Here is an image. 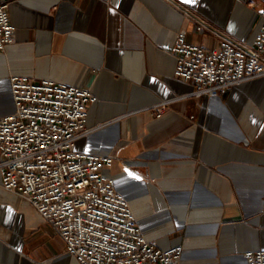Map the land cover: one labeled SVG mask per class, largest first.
<instances>
[{
    "label": "crops",
    "instance_id": "1",
    "mask_svg": "<svg viewBox=\"0 0 264 264\" xmlns=\"http://www.w3.org/2000/svg\"><path fill=\"white\" fill-rule=\"evenodd\" d=\"M264 0H10L0 115L11 75L89 89L75 149L104 169L143 236L178 264H246L264 250V77L215 95L174 76L173 48L250 43ZM203 23L201 29L196 27ZM165 102L159 116L153 108ZM0 264H79L34 206L0 185Z\"/></svg>",
    "mask_w": 264,
    "mask_h": 264
},
{
    "label": "built area",
    "instance_id": "2",
    "mask_svg": "<svg viewBox=\"0 0 264 264\" xmlns=\"http://www.w3.org/2000/svg\"><path fill=\"white\" fill-rule=\"evenodd\" d=\"M10 0H0V50L13 41ZM250 43L222 38L208 49L177 35L174 76L194 85L195 96L215 95L264 77V6ZM204 24L196 28L201 29ZM14 109L0 115V185L29 201L60 236L79 264H178L181 247L161 249L141 233L128 200L104 169L110 156L75 149L88 107L86 88L11 75ZM165 102L153 108L159 116ZM246 264H264V250L244 254Z\"/></svg>",
    "mask_w": 264,
    "mask_h": 264
}]
</instances>
